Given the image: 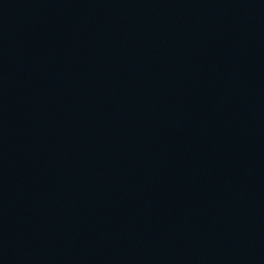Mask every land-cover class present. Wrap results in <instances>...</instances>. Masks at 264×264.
<instances>
[{"label":"water","instance_id":"95a60500","mask_svg":"<svg viewBox=\"0 0 264 264\" xmlns=\"http://www.w3.org/2000/svg\"><path fill=\"white\" fill-rule=\"evenodd\" d=\"M0 264H264V0H0Z\"/></svg>","mask_w":264,"mask_h":264}]
</instances>
